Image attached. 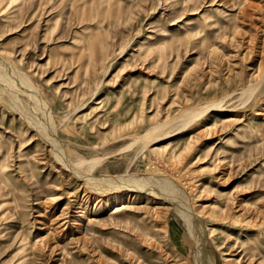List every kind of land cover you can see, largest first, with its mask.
I'll return each mask as SVG.
<instances>
[{"label":"rangeland","instance_id":"obj_1","mask_svg":"<svg viewBox=\"0 0 264 264\" xmlns=\"http://www.w3.org/2000/svg\"><path fill=\"white\" fill-rule=\"evenodd\" d=\"M0 64V264H264V0H0Z\"/></svg>","mask_w":264,"mask_h":264},{"label":"bare ground","instance_id":"obj_2","mask_svg":"<svg viewBox=\"0 0 264 264\" xmlns=\"http://www.w3.org/2000/svg\"><path fill=\"white\" fill-rule=\"evenodd\" d=\"M2 63V62H1ZM0 69L2 70V72H3V74H4V72L6 71V72H10L11 73V70L9 71V68L6 66V65H2V64H0ZM13 69V68H12ZM0 70V71H1ZM17 71V70H16ZM7 73H5V75H6ZM17 74V73H16ZM7 76V75H6ZM9 76V75H8ZM11 76H12V74H11ZM10 77V76H9ZM19 77V76H18ZM2 78H3V75H2ZM14 77H12V79H13ZM11 79V77L9 78V79H6V77H5V79L3 78V80H2V82H4V83H6V87L9 89V92H11L12 94H10V95H12V96H15V97H17V96H19V95H23L26 99V102L28 103V106L31 108V111L33 110L34 111V113H36V115H37V118H40L41 120H43V119H47L50 115H49V110H48V108H47V103H46V101L43 99V97L41 96V95H39L38 94V91L36 92V93H33L34 91H33V89L29 92V93H25V90L26 89H24V90H20V88L18 87V88H16V86L15 87H12L13 86V84L10 86V82H12L13 83V81L14 80H12ZM22 80H24V79H22ZM18 82H19V79L17 80ZM20 82H21V87L23 86V87H27V88H29V89H31V85L29 84L28 85V82L26 83V81H24V82H22L21 80H20ZM260 82H261V80H260ZM17 84V83H16ZM32 84V83H31ZM5 85V84H4ZM22 87V88H23ZM34 88V87H33ZM34 90H36L35 88H34ZM28 91V90H27ZM31 93V95H29ZM16 99V98H15ZM222 102V101H221ZM24 112V111H23ZM186 112V111H185ZM25 115H27V114H25ZM191 115H193V114H191ZM183 116H186V114H184ZM197 116H199V115H197ZM36 117V116H35ZM34 117V118H35ZM45 117V118H44ZM188 117V116H187ZM190 117H192V116H190ZM36 118V119H37ZM32 120V119H31ZM52 120V119H51ZM192 120V119H191ZM40 121V120H39ZM45 121V120H44ZM49 121V120H48ZM37 122V121H36ZM46 122V121H45ZM50 122V121H49ZM34 123V122H33ZM39 123V122H38ZM45 124V123H44ZM47 124H48V122H47ZM172 124V123H171ZM33 126V125H32ZM38 126V125H37ZM40 126H42V124L40 125ZM45 126V125H44ZM163 126V125H162ZM43 128V127H42ZM46 130H48V128H46ZM54 131V130H53ZM49 134V133H48ZM47 136V135H46ZM51 136V135H50ZM48 137V136H47ZM44 138V137H43ZM51 138V137H50ZM49 138V139H50ZM54 138V137H53ZM52 139V138H51ZM51 142H53L54 144V146L56 147V145H57V140L56 139H52V141ZM58 143H59V141H58ZM55 148H54V152H55ZM60 150V149H59ZM142 153V152H141ZM58 156L57 157H59V160L60 159H66L65 157H64V155L63 154H60L59 155V153H56ZM55 154V155H56ZM56 157V156H55ZM58 160V161H59ZM60 162V161H59ZM94 164V163H93ZM79 164H73L72 162H70V161H68V165H64L63 164V166L64 167H66L67 169H69L71 172H74V174H77V175H80L81 173H79V171H78V167H80L81 165H82V162H81V165L80 166H78ZM80 170V169H79ZM88 176L90 175V174H87ZM86 174H85V176H84V178H85V180H84V182L86 181L87 182V184L88 185H90V186H93V187H97V188H99V187H112V189H121V188H124V187H122L121 185H117L116 184V182H118V183H122V181H121V179L120 178H118V179H115V178H113V179H109L108 180V182L107 183H105L106 182V179H108L109 177H98V178H92V177H88ZM132 175V174H131ZM112 180V181H111ZM122 180H123V178H122ZM125 180V179H124ZM142 180V179H141ZM128 181V180H127ZM126 182V181H125ZM137 183H138V181H137ZM123 184H124V182H123ZM145 186V185H144ZM93 190V189H92ZM126 190H128V191H130V192H132V190H130V189H126ZM149 190V189H148ZM154 190V189H153ZM152 190V191H153ZM156 191V190H155ZM169 192V191H168ZM171 193V192H170ZM128 195V194H127ZM179 195V194H178ZM132 196V195H131ZM131 196H127V199H131L132 197ZM180 199V198H179ZM170 200V199H169ZM107 203H108V201H107ZM178 206V205H177ZM180 206V205H179ZM178 208V207H177ZM180 208V207H179ZM179 208L177 209V211H179ZM182 208V207H181ZM122 209H124V208H122V207H116V210L114 211V213H116L117 211H121ZM183 210H185V211H182L181 213H182V215L184 216V217H186V218H188V209H184V208H182ZM186 212V213H185ZM190 216H192V215H190ZM190 218V217H189ZM192 218V217H191ZM188 223V222H187ZM201 242V241H200ZM199 245V244H198ZM200 250V249H199ZM200 252H201V250H200ZM201 255V254H200ZM199 255V256H200ZM198 256V258H200ZM198 261V260H197Z\"/></svg>","mask_w":264,"mask_h":264}]
</instances>
